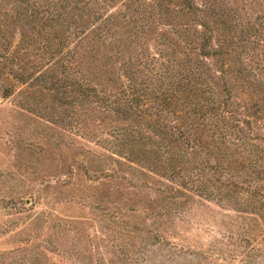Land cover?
<instances>
[{"label":"rangeland","instance_id":"374dc122","mask_svg":"<svg viewBox=\"0 0 264 264\" xmlns=\"http://www.w3.org/2000/svg\"><path fill=\"white\" fill-rule=\"evenodd\" d=\"M190 2L0 0V264H264V0Z\"/></svg>","mask_w":264,"mask_h":264},{"label":"trees","instance_id":"16d2710c","mask_svg":"<svg viewBox=\"0 0 264 264\" xmlns=\"http://www.w3.org/2000/svg\"><path fill=\"white\" fill-rule=\"evenodd\" d=\"M185 4L186 6H188V8H191V2L190 0H185ZM34 15L36 16H40L42 14H45V12H48V8L42 7H34ZM62 16H64V14L60 13L58 15H53L50 14L49 19H53L55 20L56 18H60ZM78 28V26H76ZM76 28V29H77ZM77 31V30H76ZM76 34V32H75ZM204 47L207 46L206 41L203 43ZM41 50H45V56H49V59H53L52 62L50 61V64L56 63L54 65V69L57 70V72H60L62 77L64 78V80L66 79V77L68 76V74H70V65H66V63L64 62V59L59 60L58 62L55 61L54 59H56V57H59L58 59L63 57V44H53L48 45V46H42L40 47ZM74 52V51H72ZM72 54V53H71ZM208 55H217V51L214 50L212 53L211 52H207ZM42 55V54H41ZM206 55V54H205ZM202 56V55H201ZM0 59H5L10 61L12 59V55L9 54H4V53H0ZM41 61L43 58H40ZM15 62V61H14ZM61 67L62 71L58 70L57 68ZM53 70V67L52 69ZM24 74H18V76L15 77V79L19 82H23V81H29L30 79H32L33 74H27L25 71V69H23ZM61 79L58 77L57 80L51 79L52 82V88L55 87L57 84H62L61 83ZM48 88V87H47ZM208 92L211 91V87H208ZM131 90V89H130ZM131 94L130 96L126 95L124 92H120V93H110V94H106L104 93L103 98L100 97L97 100L98 97V91L94 88V87H82L79 86V94L81 98H83L84 100H89V101H96V102H102L103 104L107 102L108 103H113V105H124L126 106L127 109H129L131 111V113H133L136 116H140V118L144 119L146 117H149L151 119L153 118H161L163 117L164 120L167 123V126L171 129L174 130L178 133L179 135V139L181 140V142L185 143L189 148L194 149L195 147H199V143L200 140L199 138L194 135L193 133H188L187 130H185V124H183V122L181 123H177V119L176 118V112H174L171 107H170V102L167 98V96L164 94L161 96V98H158V102H154L155 105L152 104L151 100H149L150 98L146 95V94H138L136 88H133V90L130 91ZM210 96L209 99H211L213 104H219L220 103H224L223 105H225V102L219 100L217 94H215V91L212 92V94L209 92ZM168 100V102H167ZM123 101V102H122ZM144 107H143V106ZM151 111V112H148ZM164 112L168 113V117L164 116ZM170 115L174 117V120L172 121L171 124L169 120H170ZM189 126L192 127V123H194V121L189 120ZM148 126L151 127V124H147ZM154 127V126H153ZM159 128V130L161 129L162 131V127H156ZM162 133V132H160ZM186 141V142H185ZM195 177L192 176L191 174L185 175V174H172L171 176V182L173 183H181V184H186V183H191V184H197V183H209L208 180L206 182H198L197 180L194 179ZM176 181V182H175Z\"/></svg>","mask_w":264,"mask_h":264}]
</instances>
